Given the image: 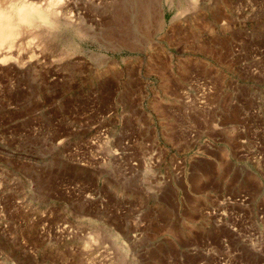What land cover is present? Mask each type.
<instances>
[{
	"label": "rangeland",
	"instance_id": "obj_1",
	"mask_svg": "<svg viewBox=\"0 0 264 264\" xmlns=\"http://www.w3.org/2000/svg\"><path fill=\"white\" fill-rule=\"evenodd\" d=\"M22 3L46 21L0 51V264H264V0ZM180 33L181 70H138L139 34Z\"/></svg>",
	"mask_w": 264,
	"mask_h": 264
},
{
	"label": "crops",
	"instance_id": "obj_2",
	"mask_svg": "<svg viewBox=\"0 0 264 264\" xmlns=\"http://www.w3.org/2000/svg\"><path fill=\"white\" fill-rule=\"evenodd\" d=\"M181 20L183 23L182 18ZM135 40L137 42L136 47L138 48V53L137 56H135L136 58L134 59V62L138 65L139 71L143 69L146 70L147 66H149L148 70H154L153 67L162 64V58L160 57L163 56L166 57L167 63L169 62L167 56L171 57L169 64L172 71L181 70V68H178L179 65H183L187 62L189 40L186 33H184V41L183 34L180 33V35H176L173 39L174 41L172 40V42L167 44L163 42L165 39L162 35H150L149 37H145L144 35L139 34ZM178 56H180V59L176 58ZM183 57L186 58L183 61L185 63L182 62Z\"/></svg>",
	"mask_w": 264,
	"mask_h": 264
},
{
	"label": "bare ground",
	"instance_id": "obj_3",
	"mask_svg": "<svg viewBox=\"0 0 264 264\" xmlns=\"http://www.w3.org/2000/svg\"><path fill=\"white\" fill-rule=\"evenodd\" d=\"M41 9L42 8H39V6L29 5L26 3L19 4L18 7L16 5V8H9V6L8 8H3L0 6V51H2L3 48H6L10 53L16 47L17 39L20 36V33H23L24 23L27 22L28 18H30V14L39 16L43 22L44 20L46 21V17L44 13H42ZM6 59L7 57L3 56V58H0V61L3 62Z\"/></svg>",
	"mask_w": 264,
	"mask_h": 264
}]
</instances>
